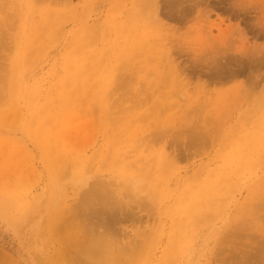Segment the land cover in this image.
I'll use <instances>...</instances> for the list:
<instances>
[{
	"label": "rangeland",
	"instance_id": "374dc122",
	"mask_svg": "<svg viewBox=\"0 0 264 264\" xmlns=\"http://www.w3.org/2000/svg\"><path fill=\"white\" fill-rule=\"evenodd\" d=\"M73 263L264 264V0H0V264Z\"/></svg>",
	"mask_w": 264,
	"mask_h": 264
},
{
	"label": "bare ground",
	"instance_id": "6f19581e",
	"mask_svg": "<svg viewBox=\"0 0 264 264\" xmlns=\"http://www.w3.org/2000/svg\"><path fill=\"white\" fill-rule=\"evenodd\" d=\"M235 73H236V72H235ZM180 83H181V82H180ZM180 83H178V86H179V87H178L177 89H182V90H183L184 85H183L182 83H181V84H180ZM242 85H243V84H242ZM177 91H178V90H177ZM178 92H179V91H178ZM236 94H237V93H236ZM238 94H239V93H238ZM238 94H237V95H238ZM180 95H181V94H180ZM237 95H235V96H237ZM110 190H111V189H109V192H110ZM111 191H113V190H111ZM109 192H108V193H109ZM105 193H106V192H105ZM106 195H107V193H106ZM112 196H113V195H112ZM109 197H111V196L109 195ZM103 198H104V197H103ZM107 198H108V197H107ZM111 198H112V197H111ZM106 207H108V208H106V209H109V210H111V211H115V209H116V208H115L116 206H115V205H112L111 203H110V205H108V206H106ZM110 207H111V208H110ZM112 208H113V210H112ZM99 212H100V210H97L95 214H97V213H99ZM102 215H103V212L101 211V213H99L98 216H102ZM98 216L96 215V218H98ZM101 224H103V223H101ZM101 224H100L99 226H101ZM66 226H69L68 222H67V225H66ZM102 226H103V225H102ZM69 228H70V227H69ZM89 230H93V229H91V228H89L88 230L86 229V232L88 233ZM88 234H89V233H88ZM69 240H70V239H69ZM71 240H72V242H73V239H71ZM72 245H73V244H70L69 247H72ZM102 245H103V244H102ZM99 258H100V257H96V258H94V260H97V259H99ZM92 260H93V258H92ZM72 262H76V261H75V260H72ZM73 264H74V263H73Z\"/></svg>",
	"mask_w": 264,
	"mask_h": 264
}]
</instances>
